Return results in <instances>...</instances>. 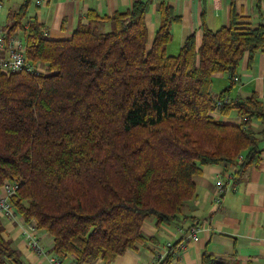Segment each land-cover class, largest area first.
Instances as JSON below:
<instances>
[{"label":"trees","instance_id":"1","mask_svg":"<svg viewBox=\"0 0 264 264\" xmlns=\"http://www.w3.org/2000/svg\"><path fill=\"white\" fill-rule=\"evenodd\" d=\"M25 9L12 13L9 30L23 31L27 58L44 71H0V186L17 185L15 212L52 237L60 261L106 264L136 249L148 240L145 219L187 218L204 165L234 166L235 176L258 161L264 127L252 122L264 124V106L256 94L227 101L230 85L215 96L211 78L232 79L245 54L264 49V25L203 26L198 46L193 32L170 55L166 5L151 39L141 1L110 16L90 10L57 39L37 20L23 22ZM105 20L108 31L99 28ZM232 109L238 122L222 119ZM1 232L0 221V264H25ZM202 264L223 261L204 253Z\"/></svg>","mask_w":264,"mask_h":264},{"label":"crops","instance_id":"2","mask_svg":"<svg viewBox=\"0 0 264 264\" xmlns=\"http://www.w3.org/2000/svg\"><path fill=\"white\" fill-rule=\"evenodd\" d=\"M136 1L146 4L145 22L150 39L161 22V7H170L174 16L166 46L170 55L178 54L186 37L193 32L198 46L203 26L216 30L231 22L250 27L264 25V0H42L41 3L20 0L7 10L10 21L3 22V25L10 29L12 13L26 3L23 22L37 20L43 25L47 37L67 38L77 24L85 21L88 11L110 16L131 8ZM99 28L108 31L112 22L102 21ZM235 75L237 79H231L228 73H214L211 78L213 94L218 96L230 85L223 97L227 101L244 100L256 94L264 106V49L257 50L251 57L245 54ZM222 119L238 122L240 117L232 109L222 115ZM252 124L255 129L264 127L257 120ZM260 146L258 161L235 176L228 177L234 166L225 170L221 164L204 165L202 172L194 177L196 194L184 207L183 215L187 218L168 224H157L153 217L145 219L141 229L148 240L106 264H149L154 254L167 243L177 244L175 253L166 264H202L204 253L220 259L223 264H264V136ZM220 181H224L225 188L220 202H215L216 185ZM0 221L2 236L11 241L25 264H50L48 256L53 254L52 237L45 230L35 228V235L45 251V254H38L28 245L21 216L9 221L0 215ZM193 225L199 226L197 240L188 234ZM61 264H73L72 258L66 257ZM92 264L105 263L97 259Z\"/></svg>","mask_w":264,"mask_h":264},{"label":"built area","instance_id":"3","mask_svg":"<svg viewBox=\"0 0 264 264\" xmlns=\"http://www.w3.org/2000/svg\"><path fill=\"white\" fill-rule=\"evenodd\" d=\"M37 3H41L42 0H36ZM2 2L0 0V10ZM25 44V35L21 29L10 31L5 27L0 17V71L9 73L17 72L21 70L40 73L44 71V68L40 63H32L27 58ZM233 79H237L234 75ZM221 104L217 102V107ZM216 109V108H215ZM232 173H228V177ZM17 185L14 182L5 181L0 186V215L8 219L9 221H15L20 216L15 212V208L10 201V197L15 193ZM225 188L224 181L218 182L216 185V195L214 197L215 202H220L221 193ZM199 230L198 225H193L189 228L188 234L192 239L197 240V232ZM23 232L27 237L28 245L38 254H45L43 246L40 244L37 236L35 235V226L30 222L23 223ZM171 243H167L166 246L156 252L152 257L149 264H165L163 263L164 258L167 254L168 247ZM50 264H61L60 261L54 254L48 256ZM74 264V263H73Z\"/></svg>","mask_w":264,"mask_h":264},{"label":"rangeland","instance_id":"4","mask_svg":"<svg viewBox=\"0 0 264 264\" xmlns=\"http://www.w3.org/2000/svg\"><path fill=\"white\" fill-rule=\"evenodd\" d=\"M3 1H4V3L2 4L1 10H0V17H1L2 23L3 22H7V20H8L7 19V10L10 7H13L15 5V2H18L19 3L20 0H3ZM31 4H32V2H31ZM8 21H10V19Z\"/></svg>","mask_w":264,"mask_h":264}]
</instances>
